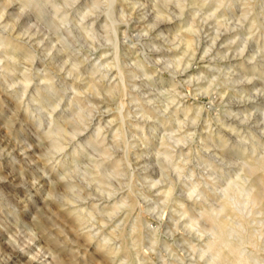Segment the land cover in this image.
I'll list each match as a JSON object with an SVG mask.
<instances>
[{
    "label": "rangeland",
    "instance_id": "rangeland-1",
    "mask_svg": "<svg viewBox=\"0 0 264 264\" xmlns=\"http://www.w3.org/2000/svg\"><path fill=\"white\" fill-rule=\"evenodd\" d=\"M40 1L41 17L0 0V36L34 55L0 46V264H213L201 210L238 179L264 185L245 166L264 153V0ZM239 201L229 223L264 264L260 209Z\"/></svg>",
    "mask_w": 264,
    "mask_h": 264
},
{
    "label": "bare ground",
    "instance_id": "bare-ground-1",
    "mask_svg": "<svg viewBox=\"0 0 264 264\" xmlns=\"http://www.w3.org/2000/svg\"><path fill=\"white\" fill-rule=\"evenodd\" d=\"M47 2H50V0H48ZM97 2L98 1L96 0L94 3H97ZM24 3L28 4L30 6L32 5L33 6L32 8L35 9L37 16H39V17L44 16V12H43L40 0H24ZM7 6H8V4H7ZM8 7L10 8V6H8ZM9 10H8V12H9ZM50 22L52 23V21H50ZM1 26L6 27L7 23L4 22V24H2ZM14 34H16V33L14 32ZM16 36L18 38V35H14L12 37H14L17 40ZM12 37L7 38V37L0 36V46L4 49V51L6 53V57H7L6 59H8V62H12V64H14V62H16V60L18 62L20 59L25 60L27 62L33 61L34 55L31 51V49L29 48V46L27 45V43L21 42L19 44L20 41L14 42L15 40H13ZM29 38H31V37L27 38L28 41L33 43L35 38L32 37L30 40H29ZM192 44H193V41L191 39H188L186 42L187 47H191ZM18 54H20V55H18ZM11 68H12L11 70H13L14 67L12 66ZM21 76H22L21 78L23 79V80L21 79V86L25 88L28 86V84L30 83V81L32 79L29 76V73L26 71H23L21 73ZM41 79L45 82L46 86L48 87V90L53 88L50 73H48V72L44 73L43 75H41ZM120 80H122V79H120ZM35 90L38 92L37 87ZM123 90H124V88H123ZM76 97H78V96H76ZM43 98L45 100H48L47 96L43 95ZM76 99H78V98H76ZM58 131L61 132V130H58ZM98 135H99V131H97V133H96L95 142L98 145H101L103 140H102V142L99 140L97 141ZM117 135L119 137H121V131H118ZM57 144L58 143H56L55 145L57 147H59V145H57ZM62 149H63V146H62ZM76 150H75V152H76ZM106 150L104 148L102 150L104 155L109 154L108 151H106ZM109 151H110V149H109ZM245 166L248 169L247 171L249 172L250 177L256 175L257 173H259L260 176L264 177V153L260 157H258L257 159L246 161ZM42 178H44V177H42ZM248 178L244 182H242V180L238 179L237 181L234 182L233 185L228 184L223 190V196H222V200H221V203L219 204V206L217 208L202 209L200 212V216L203 217L204 219L208 220L210 222V225H211V227L209 229L210 233H208L210 235V241L206 245H207V250L210 251V253L212 255L211 263H213V264H254L255 262L262 263V262H260L261 259H259V257H256L257 256L256 253L259 252V249H257L253 245V234L251 232V229L247 227V224H245V222H242L241 224H238L237 226H232L229 223V217L235 215L234 214L235 206L240 203L239 199L241 196L244 197L245 201L250 203L253 207L260 209L259 214L261 215V221L264 223V185L262 186V188H260L257 184H255L256 181L253 183H252V181H249V184H248V180H250ZM248 185H250V186H248ZM34 186H36V185H34ZM69 186L72 187L73 185L68 184V187ZM57 187H58V185H57ZM170 192H171V190H167L164 192V195L167 199H169V197H170ZM62 201H64V199ZM88 202H89V200H88ZM117 207H118V204L116 202H114L113 204L110 205L109 209L106 212L108 214L115 213ZM82 210L83 209L78 208L72 204L71 206L66 208L64 213L70 219L72 225L77 229V231H80V233H82L86 238L92 239L95 232L92 233L90 230H87L88 222H89L88 216H90V214L87 215V214L83 213ZM104 211L105 210H103V212ZM93 213L94 212L92 211V214ZM112 228H113V226H112ZM82 231H85V232H82ZM123 241H124V239H123ZM97 244H103V247L105 249V255L110 259H114V256L119 252V246H116L118 243L116 245L114 243H112V244L108 243L107 244V242L104 239H102V240H99L97 242ZM251 246H252V249L249 248ZM12 247H13V244H12L10 249H14ZM29 252L31 253V251H29ZM41 254H43V253H41ZM21 255L22 254H20V252H17V251L14 252L13 251V253L8 258L7 262L9 261V262L15 263L16 259H19L20 257H22ZM26 255H28V253ZM209 260H210V258H209ZM16 262H18V261H16ZM28 264H30V263H28Z\"/></svg>",
    "mask_w": 264,
    "mask_h": 264
}]
</instances>
